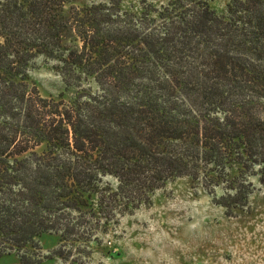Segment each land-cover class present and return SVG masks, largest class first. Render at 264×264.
I'll use <instances>...</instances> for the list:
<instances>
[{"label": "trees", "instance_id": "obj_1", "mask_svg": "<svg viewBox=\"0 0 264 264\" xmlns=\"http://www.w3.org/2000/svg\"><path fill=\"white\" fill-rule=\"evenodd\" d=\"M140 5L0 0V257L41 264L43 235L104 232L179 178L231 209L264 187V0ZM40 58L71 97L40 94Z\"/></svg>", "mask_w": 264, "mask_h": 264}, {"label": "rangeland", "instance_id": "obj_2", "mask_svg": "<svg viewBox=\"0 0 264 264\" xmlns=\"http://www.w3.org/2000/svg\"><path fill=\"white\" fill-rule=\"evenodd\" d=\"M106 1L74 0L77 6ZM169 1L148 3L160 10ZM204 1L223 15L231 0ZM121 7L142 12L140 0H121ZM29 75L45 97L63 92L69 98L76 91L66 90L53 61L38 59ZM250 181L246 206L231 209L213 201L200 181L179 178L156 191L148 204L104 226V232L87 226L82 239L71 242L45 234L37 239L35 252L41 264H264V187L255 177ZM215 191L221 195L222 185ZM22 253L7 251L0 264H20Z\"/></svg>", "mask_w": 264, "mask_h": 264}]
</instances>
